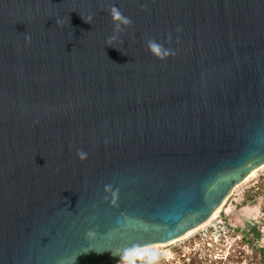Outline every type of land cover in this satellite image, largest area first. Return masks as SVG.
Masks as SVG:
<instances>
[{
  "label": "water",
  "instance_id": "1",
  "mask_svg": "<svg viewBox=\"0 0 264 264\" xmlns=\"http://www.w3.org/2000/svg\"><path fill=\"white\" fill-rule=\"evenodd\" d=\"M263 165L264 0H0V264H119Z\"/></svg>",
  "mask_w": 264,
  "mask_h": 264
},
{
  "label": "rangeland",
  "instance_id": "2",
  "mask_svg": "<svg viewBox=\"0 0 264 264\" xmlns=\"http://www.w3.org/2000/svg\"><path fill=\"white\" fill-rule=\"evenodd\" d=\"M263 181L264 165L251 173L242 184L233 190L231 197L222 208L223 214L229 213L232 207L234 208L233 213H229L228 217L237 239L234 243L233 260L229 264H259L255 258L254 249L247 240L252 236L257 237V242L264 239V225H258L259 202L257 197L249 200V196H254L258 190L262 189ZM258 227L262 230V238ZM245 239L246 242H244ZM202 245L197 235L184 236L171 243L147 247L131 253L121 264H129L134 259L148 260L152 264H183L184 256L187 258L189 255L198 254L203 259L205 249L200 248Z\"/></svg>",
  "mask_w": 264,
  "mask_h": 264
},
{
  "label": "built area",
  "instance_id": "3",
  "mask_svg": "<svg viewBox=\"0 0 264 264\" xmlns=\"http://www.w3.org/2000/svg\"><path fill=\"white\" fill-rule=\"evenodd\" d=\"M259 202V222L264 225V188L257 197ZM264 227V226H263ZM259 231L262 233L261 228ZM192 235L199 237L200 248L205 249L204 256L214 260L226 259L234 251V243L237 236L233 233L232 225L229 221L228 213L223 214V210L218 216L211 218L201 225ZM264 240V239H263ZM211 251V252H209Z\"/></svg>",
  "mask_w": 264,
  "mask_h": 264
},
{
  "label": "trees",
  "instance_id": "4",
  "mask_svg": "<svg viewBox=\"0 0 264 264\" xmlns=\"http://www.w3.org/2000/svg\"><path fill=\"white\" fill-rule=\"evenodd\" d=\"M262 185V189L258 190V192H256V194H254V196H249V200H252L255 197H258L263 188H264V181L261 183ZM259 189V188H258ZM261 238L263 237V234L259 231ZM197 239H199V237L197 236ZM257 237H251L247 240V242L250 244V246L254 249L253 252H255V258L257 259V262H259V264H264V240L261 239L260 242L256 241ZM244 242H246V239L244 240ZM256 244V245H255ZM234 253V252H233ZM233 253H231L226 259H222V260H214V259H210V257L205 256L203 257V259H201L199 257V255L195 254V255H189V257L186 258V256L183 257V264H229V262H231L233 259ZM129 264H152V262L148 261V260H138V259H134L132 260Z\"/></svg>",
  "mask_w": 264,
  "mask_h": 264
},
{
  "label": "clouds",
  "instance_id": "5",
  "mask_svg": "<svg viewBox=\"0 0 264 264\" xmlns=\"http://www.w3.org/2000/svg\"><path fill=\"white\" fill-rule=\"evenodd\" d=\"M112 15H113L114 21H117V23L115 24V28L117 31L121 29V23H123L124 25H127L130 23V21L127 18H122L121 14L116 9L112 10ZM148 46L150 50L157 56L162 55V46L159 45L157 42L149 41ZM80 155L83 158V153H80Z\"/></svg>",
  "mask_w": 264,
  "mask_h": 264
},
{
  "label": "bare ground",
  "instance_id": "6",
  "mask_svg": "<svg viewBox=\"0 0 264 264\" xmlns=\"http://www.w3.org/2000/svg\"><path fill=\"white\" fill-rule=\"evenodd\" d=\"M253 172H254V171H253ZM253 172H252V173H253ZM254 174H255V173H254ZM222 208H223V206L219 207V208L215 211V213L213 214L212 218L215 217V216H218V215L220 214V212L222 211ZM198 228H199V227H198ZM198 228L192 230L191 232H189V233H188L187 235H185V236L188 237V236L192 235L194 232H196V230H197ZM173 242H174V241H173ZM170 243H171V242H170ZM159 245H161V244H159ZM155 246H157V245H155ZM124 260H125V259H124ZM124 260H123V261H124ZM123 261H122V262H123ZM122 262H121V263H122ZM121 263H119V264H121Z\"/></svg>",
  "mask_w": 264,
  "mask_h": 264
},
{
  "label": "crops",
  "instance_id": "7",
  "mask_svg": "<svg viewBox=\"0 0 264 264\" xmlns=\"http://www.w3.org/2000/svg\"><path fill=\"white\" fill-rule=\"evenodd\" d=\"M244 207H245V206H244ZM244 207H243V208H244ZM243 208H242V209H243ZM233 210H234V208L232 207V210H231L229 213H233ZM258 210L260 211L259 207H258ZM229 213H228V214H229ZM243 213L246 214L244 211H243Z\"/></svg>",
  "mask_w": 264,
  "mask_h": 264
}]
</instances>
